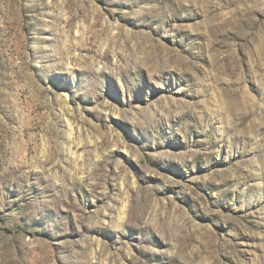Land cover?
I'll use <instances>...</instances> for the list:
<instances>
[{"label":"rangeland","instance_id":"374dc122","mask_svg":"<svg viewBox=\"0 0 264 264\" xmlns=\"http://www.w3.org/2000/svg\"><path fill=\"white\" fill-rule=\"evenodd\" d=\"M0 264H264V0H0Z\"/></svg>","mask_w":264,"mask_h":264}]
</instances>
